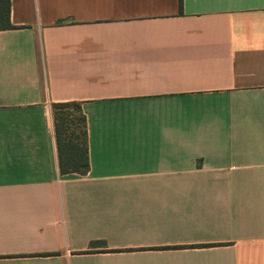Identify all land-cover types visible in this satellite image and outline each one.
<instances>
[{
	"label": "crops",
	"instance_id": "obj_1",
	"mask_svg": "<svg viewBox=\"0 0 264 264\" xmlns=\"http://www.w3.org/2000/svg\"><path fill=\"white\" fill-rule=\"evenodd\" d=\"M10 3L0 264H264V0Z\"/></svg>",
	"mask_w": 264,
	"mask_h": 264
},
{
	"label": "trees",
	"instance_id": "obj_2",
	"mask_svg": "<svg viewBox=\"0 0 264 264\" xmlns=\"http://www.w3.org/2000/svg\"><path fill=\"white\" fill-rule=\"evenodd\" d=\"M10 5V0H0V30L17 28L10 23ZM181 6L182 0H179V7L181 8ZM63 22L64 21H58L57 24H61ZM51 108L57 143L60 144L61 139H68L67 141H64L67 144H70L72 143L70 139H72L74 135V138L78 140V147L81 148V152H79L75 160L77 161L76 165L69 167L68 169L80 172L81 174L85 173L88 168L87 160L85 158L86 127L85 118L81 113L80 105L73 102L53 103ZM72 164H74V161Z\"/></svg>",
	"mask_w": 264,
	"mask_h": 264
}]
</instances>
